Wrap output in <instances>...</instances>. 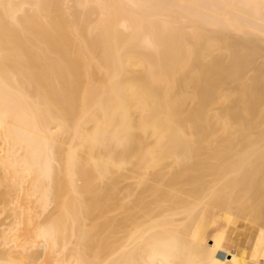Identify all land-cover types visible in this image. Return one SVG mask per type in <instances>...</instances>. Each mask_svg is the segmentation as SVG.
Returning <instances> with one entry per match:
<instances>
[{"label": "bare ground", "instance_id": "bare-ground-1", "mask_svg": "<svg viewBox=\"0 0 264 264\" xmlns=\"http://www.w3.org/2000/svg\"><path fill=\"white\" fill-rule=\"evenodd\" d=\"M0 264H264V0H0Z\"/></svg>", "mask_w": 264, "mask_h": 264}, {"label": "crops", "instance_id": "crops-1", "mask_svg": "<svg viewBox=\"0 0 264 264\" xmlns=\"http://www.w3.org/2000/svg\"><path fill=\"white\" fill-rule=\"evenodd\" d=\"M238 228H234V227H231V226H229L228 227V229H227V235L229 236V237H233L234 235H235V237L237 236V237H239L240 239H243L244 238V236L246 235V233H247V228H244V229H242V228H240V229H238ZM234 231V232H233ZM233 233V234H232ZM241 235V236H240ZM236 237V238H237Z\"/></svg>", "mask_w": 264, "mask_h": 264}, {"label": "rangeland", "instance_id": "rangeland-1", "mask_svg": "<svg viewBox=\"0 0 264 264\" xmlns=\"http://www.w3.org/2000/svg\"><path fill=\"white\" fill-rule=\"evenodd\" d=\"M262 58H259V60H261ZM243 219H240V221H239V223H238V225H241V224H249V225H252L253 223H249V222H247V221H245V220H243ZM247 222V223H246ZM231 227H235V226H233V225H230Z\"/></svg>", "mask_w": 264, "mask_h": 264}]
</instances>
